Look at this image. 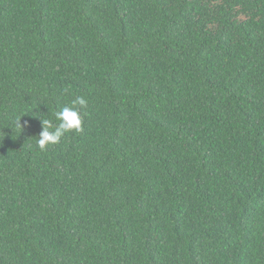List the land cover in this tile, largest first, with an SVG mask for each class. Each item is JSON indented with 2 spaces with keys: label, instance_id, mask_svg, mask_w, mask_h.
<instances>
[{
  "label": "trees",
  "instance_id": "1",
  "mask_svg": "<svg viewBox=\"0 0 264 264\" xmlns=\"http://www.w3.org/2000/svg\"><path fill=\"white\" fill-rule=\"evenodd\" d=\"M0 264H264V0H0Z\"/></svg>",
  "mask_w": 264,
  "mask_h": 264
},
{
  "label": "clouds",
  "instance_id": "2",
  "mask_svg": "<svg viewBox=\"0 0 264 264\" xmlns=\"http://www.w3.org/2000/svg\"><path fill=\"white\" fill-rule=\"evenodd\" d=\"M89 101L83 96H75L70 105H65L55 112V119L59 123H54L50 119H41L42 131L39 133L37 144L40 149H46L48 145H55L61 142L66 133L83 132L82 109L88 107Z\"/></svg>",
  "mask_w": 264,
  "mask_h": 264
}]
</instances>
